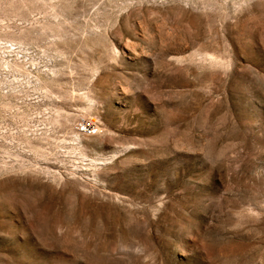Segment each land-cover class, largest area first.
Listing matches in <instances>:
<instances>
[{"label": "rangeland", "instance_id": "rangeland-1", "mask_svg": "<svg viewBox=\"0 0 264 264\" xmlns=\"http://www.w3.org/2000/svg\"><path fill=\"white\" fill-rule=\"evenodd\" d=\"M0 264H264V0H0Z\"/></svg>", "mask_w": 264, "mask_h": 264}, {"label": "built area", "instance_id": "built-area-1", "mask_svg": "<svg viewBox=\"0 0 264 264\" xmlns=\"http://www.w3.org/2000/svg\"><path fill=\"white\" fill-rule=\"evenodd\" d=\"M79 130H82V133L88 135H96L97 134V125L92 123L91 120H85L79 125Z\"/></svg>", "mask_w": 264, "mask_h": 264}, {"label": "bare ground", "instance_id": "bare-ground-1", "mask_svg": "<svg viewBox=\"0 0 264 264\" xmlns=\"http://www.w3.org/2000/svg\"><path fill=\"white\" fill-rule=\"evenodd\" d=\"M91 122L94 123V124L97 123L95 119H92ZM78 131H79V133L82 134V135L91 136V135H88V134H84V133H82V130H79V129H78ZM98 132H99V128L97 127V133H98ZM92 136H93V135H92ZM78 140H79V139H78Z\"/></svg>", "mask_w": 264, "mask_h": 264}]
</instances>
